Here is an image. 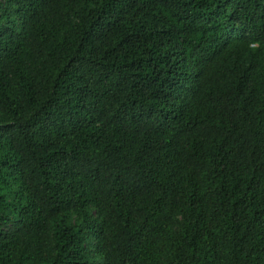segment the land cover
I'll use <instances>...</instances> for the list:
<instances>
[{
    "label": "trees",
    "instance_id": "16d2710c",
    "mask_svg": "<svg viewBox=\"0 0 264 264\" xmlns=\"http://www.w3.org/2000/svg\"><path fill=\"white\" fill-rule=\"evenodd\" d=\"M0 264H264V0H0Z\"/></svg>",
    "mask_w": 264,
    "mask_h": 264
}]
</instances>
